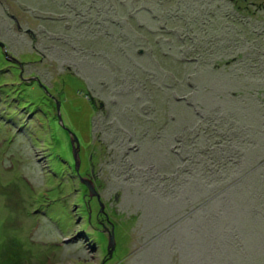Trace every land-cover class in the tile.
<instances>
[{
  "label": "rangeland",
  "instance_id": "rangeland-1",
  "mask_svg": "<svg viewBox=\"0 0 264 264\" xmlns=\"http://www.w3.org/2000/svg\"><path fill=\"white\" fill-rule=\"evenodd\" d=\"M0 41V264H264V0H0Z\"/></svg>",
  "mask_w": 264,
  "mask_h": 264
},
{
  "label": "water",
  "instance_id": "water-1",
  "mask_svg": "<svg viewBox=\"0 0 264 264\" xmlns=\"http://www.w3.org/2000/svg\"><path fill=\"white\" fill-rule=\"evenodd\" d=\"M19 27H20V24H19ZM0 46L3 48V51L9 60L22 64V62H20L15 56H13L12 54L9 53L8 49L6 48V44L3 41H0ZM44 88L47 90L46 86ZM56 106H57L58 110L60 111V103L58 101L56 103ZM60 118H61V115H60ZM70 133H72V135H74V137L72 138L74 164H75L76 171L79 172L80 164H81L80 141H79L78 137L73 132L70 131ZM81 181L87 186L91 196H94V195L99 196V194L95 188L93 180H91L89 178L81 177ZM115 245H116V239H115L114 232H110L109 233V245H108L110 252H112L115 249Z\"/></svg>",
  "mask_w": 264,
  "mask_h": 264
},
{
  "label": "trees",
  "instance_id": "trees-1",
  "mask_svg": "<svg viewBox=\"0 0 264 264\" xmlns=\"http://www.w3.org/2000/svg\"><path fill=\"white\" fill-rule=\"evenodd\" d=\"M70 20V19H69ZM141 53V52H140ZM142 53H143V50H142ZM257 192V194H259L258 195V197H256L255 196V193H254V197L257 199V202H255L254 204H251L250 206H253V205H256L257 204V208L258 209H255V211L256 212H259L260 210H259V208H260V206H258L259 204L258 203H260V202H262V201H260L259 202V200H260V198H261V196H263V194H264V189H261V190H259V191H256ZM244 225H241V224H239V226H238V229H239V231L242 233V236L244 235L245 236V232H244ZM245 238H247L246 236H245ZM247 242H248V238H247V240H246ZM260 244V243H259ZM243 245L244 246H247V244L245 243V242H243ZM261 245V244H260ZM252 250L253 249H249L248 247H247V252H248V255H247V253H246V250H245V253H244V257H245V260L248 262V264H250V263H255V262H253L252 260H253V258H254V256L251 254V252H252ZM251 254V255H250ZM251 256V257H250ZM248 259V260H247ZM236 263V262H235ZM264 263V262H263ZM256 264V263H255Z\"/></svg>",
  "mask_w": 264,
  "mask_h": 264
},
{
  "label": "flooded vegetation",
  "instance_id": "flooded-vegetation-1",
  "mask_svg": "<svg viewBox=\"0 0 264 264\" xmlns=\"http://www.w3.org/2000/svg\"><path fill=\"white\" fill-rule=\"evenodd\" d=\"M19 28H20V27H19ZM28 31H29L30 33H32L31 30L28 29ZM92 169L94 170V166L92 167Z\"/></svg>",
  "mask_w": 264,
  "mask_h": 264
}]
</instances>
